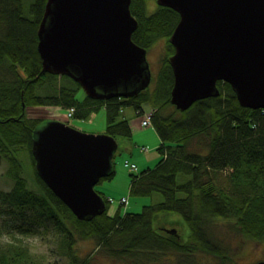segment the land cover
I'll use <instances>...</instances> for the list:
<instances>
[{
  "label": "trees",
  "instance_id": "1",
  "mask_svg": "<svg viewBox=\"0 0 264 264\" xmlns=\"http://www.w3.org/2000/svg\"><path fill=\"white\" fill-rule=\"evenodd\" d=\"M46 2L0 0V166L7 162L5 173L14 181L11 189L0 188V216L8 215L4 229L14 234L0 241V264H49L19 236L35 232L39 225L60 231L72 264H90L76 247L79 238L89 237L98 238L104 253L128 259L130 264L144 260L154 264L157 251L162 257L171 249L179 256L177 264H203L202 252L229 264L231 246L216 224L225 219L236 231L264 242V108L241 105L232 85L219 80V95L198 99L185 110L176 106L165 110L172 105L175 81L170 63L175 47L170 36L180 13L160 4L148 10V0H132V12L139 20L133 39L149 49L158 38L166 37L168 54L153 72L151 85L138 95L98 99L85 94L81 98L79 82L43 69L38 29ZM146 103L154 107L152 124L162 139L158 146L162 158L156 166L132 173L131 192H160L163 199L144 205L140 212L118 210L111 215L109 200L103 196L107 209L102 214L79 219L37 172L33 133L46 118H30L27 107H74L73 117L84 118L104 106L107 133L131 136L129 118L120 116L122 107L133 105L142 115ZM23 147L33 161L34 185L24 175ZM114 173L115 168L104 178ZM161 215L182 216L190 228L189 237L177 240L157 228L155 221Z\"/></svg>",
  "mask_w": 264,
  "mask_h": 264
},
{
  "label": "water",
  "instance_id": "2",
  "mask_svg": "<svg viewBox=\"0 0 264 264\" xmlns=\"http://www.w3.org/2000/svg\"><path fill=\"white\" fill-rule=\"evenodd\" d=\"M131 1L47 0L38 29L43 69L69 75L92 98L131 97L146 89L153 73L147 47L132 37L139 20ZM157 1L180 13L170 36L176 107L185 110L219 95L222 80L232 85L241 105L264 108V0ZM33 134L32 153L43 181L79 219L102 214L107 202L95 185L114 169L117 137L59 118H46Z\"/></svg>",
  "mask_w": 264,
  "mask_h": 264
},
{
  "label": "rangeland",
  "instance_id": "3",
  "mask_svg": "<svg viewBox=\"0 0 264 264\" xmlns=\"http://www.w3.org/2000/svg\"><path fill=\"white\" fill-rule=\"evenodd\" d=\"M158 4L157 0H148V10L155 9ZM168 46L167 38L160 37L148 49L147 56L152 72L156 73L160 69L164 56L169 52ZM85 94L86 92L83 88L79 89V97L82 98ZM171 103L172 105L166 108V111H172L175 108L176 105L172 101ZM143 107L145 112H154V107L149 103H146V106L144 104ZM146 108L149 110H145ZM55 111V106L45 105L29 106L26 110L30 118H58L59 115ZM58 111L64 114V117L69 120L70 124L84 131L96 134L108 131L107 110L104 106L99 107L84 118L68 117L66 108L63 107H60ZM120 116L128 118L131 116L135 117L136 121H140L139 119L143 114L139 116L133 105H124ZM64 117L61 119L65 120ZM140 126L142 128L137 127V130L131 136L117 134L116 137L119 145L114 156L115 173L111 177L101 179L95 185V188L101 191L102 195L109 200V213L111 215H114L118 210L122 214L127 211L140 212L144 205L163 199V195L160 192L154 195H140L131 192L132 172H139L147 167H154L162 158V154L158 149L162 139L155 126L153 124L149 126L140 124ZM142 145H146L149 150H141ZM20 155L25 163L24 175L29 179L30 184L34 185L35 170L28 150L23 147ZM127 158L137 162L139 168L137 170H130L126 167L124 161ZM7 167L6 161L0 166V188L5 190L11 189L14 183L13 179L7 177L5 173ZM124 196L127 197L126 201L122 200ZM6 217L8 215L4 214L0 216V241L2 243L9 237L14 236L12 232L8 233L4 229ZM13 222L14 218L11 220L12 227ZM216 224L219 226L220 235L225 238V243L231 246V252L228 256L229 264H253L257 260L264 259V242L257 241L236 231V226L226 219ZM155 225L161 231L172 235L177 240H186L190 235V228L180 215H161L159 220L155 221ZM169 228H175L177 231L175 233L169 232L167 231ZM19 236L43 262H48L49 264H72V259L67 254L65 246L61 243L62 234L51 225L47 227L39 225V228L35 232ZM99 244L100 241L97 237L79 238L76 247L81 257L87 258V262L90 264H130L128 259L104 253L100 250ZM157 252L155 253L156 262L154 264L178 263L179 256L172 249L163 254L162 257ZM200 261L203 264H222L219 258L206 252L200 253ZM145 263L146 261L144 260L143 264Z\"/></svg>",
  "mask_w": 264,
  "mask_h": 264
},
{
  "label": "built area",
  "instance_id": "4",
  "mask_svg": "<svg viewBox=\"0 0 264 264\" xmlns=\"http://www.w3.org/2000/svg\"><path fill=\"white\" fill-rule=\"evenodd\" d=\"M74 112H75V108L74 107H71V108L67 109V116L68 117H72ZM152 115H153L152 111H147V112L143 113V116H142L143 117V121H142V125L143 126L152 125ZM141 150L147 151L149 149H148V147L146 145H142L141 146ZM124 162H125V164L127 166H129V167H131V168H133L135 170H137L139 168L138 164L135 161L131 160V159L127 158V159H125ZM122 200L126 201L127 197H125V196L122 197Z\"/></svg>",
  "mask_w": 264,
  "mask_h": 264
},
{
  "label": "crops",
  "instance_id": "5",
  "mask_svg": "<svg viewBox=\"0 0 264 264\" xmlns=\"http://www.w3.org/2000/svg\"><path fill=\"white\" fill-rule=\"evenodd\" d=\"M145 106H146V104H145ZM55 108H56V111H55V113L56 114H58L59 116H58V118L59 119H61L62 117H64V114H62V113H60L59 111H58V109L60 108V106H55ZM145 110H149L148 108H146ZM128 118V117H127ZM129 120H130V124H131V126H132V129H133V132H135L136 130H137V127H139V128H142L141 126H140V122L139 121H136V118L135 117H129ZM133 154V153H132ZM137 163V162H136ZM139 166V165H138Z\"/></svg>",
  "mask_w": 264,
  "mask_h": 264
},
{
  "label": "bare ground",
  "instance_id": "6",
  "mask_svg": "<svg viewBox=\"0 0 264 264\" xmlns=\"http://www.w3.org/2000/svg\"><path fill=\"white\" fill-rule=\"evenodd\" d=\"M140 116V115H139ZM140 121V124H142V121H143V117H140V119H139ZM124 165L126 166V167H128L130 170H135V169H133V168H131V167H129V166H127L126 164H125V162H124ZM133 173V172H132Z\"/></svg>",
  "mask_w": 264,
  "mask_h": 264
}]
</instances>
